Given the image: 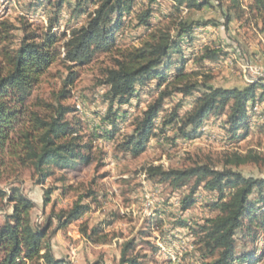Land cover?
<instances>
[{"label":"rangeland","instance_id":"rangeland-1","mask_svg":"<svg viewBox=\"0 0 264 264\" xmlns=\"http://www.w3.org/2000/svg\"><path fill=\"white\" fill-rule=\"evenodd\" d=\"M210 2L200 10H190L186 6L178 9L173 0H134L132 12L123 15L115 47L119 50L141 46L157 28L170 29L176 35L182 21H213L196 27L190 38L185 37L183 53H172L169 58L175 63L167 72L169 79L184 62L183 68L193 73L191 82L200 85L199 91L190 96L174 93L165 99L155 120L156 136L135 157L117 146L133 132L138 118L159 98L165 86H160L158 78L137 84L130 103L120 106L116 102L110 112L105 74L114 67L119 52L99 53L89 64L64 59L65 34L69 36L74 28L86 25L99 0H0V24L4 23L0 27V76L7 73L10 58L24 41H43L49 32L58 36L54 45L59 52L57 58L40 75L10 130L9 141L0 151V188L7 194L18 188L34 202L32 221L40 228H48L46 241L52 250L55 246L60 258L73 264H120L122 244L135 238L134 254L139 255L142 264H200L205 259L196 232L199 224L220 214L215 207L222 202L220 194L208 191L203 183L193 197L194 204L183 211L182 202L195 179L188 185L174 187L151 178L149 166L183 169L199 165L213 170L232 169L246 177H264V105L252 119L249 133L239 140L231 139L225 130L227 117L217 112L205 121L197 138H185L180 130L206 85L244 87L255 79L252 71L242 65L255 62L264 66L258 57L264 55V11L251 10L253 0H242L245 10L242 18L233 15L227 22L229 3ZM147 9L151 10L148 28L139 25V15ZM207 49L216 52L219 58L202 60ZM64 88L70 95L63 103L76 109L67 118L76 123L82 143L90 145L85 151L90 161L77 162L68 169L52 164L49 167L52 175L41 182V175L23 161L25 135L34 134L36 115L46 118L52 114ZM12 105H16L15 101ZM172 118L174 122L164 126V121ZM113 121L117 123L116 129L110 123ZM191 130L185 127V131ZM236 152L242 155L253 152L259 161L228 165L226 160ZM232 191L226 189L227 199ZM260 198L258 193L251 196L258 207L252 230L245 226L236 236L237 255L253 253L254 264H264V208ZM78 200L90 204L91 211L54 232L60 223L57 218L60 211L70 209ZM12 211L8 198L0 197V223ZM83 224L88 234L94 228H102L95 236L99 241L89 240L82 233ZM74 231L81 236L74 237L78 236ZM105 234L106 241L99 239Z\"/></svg>","mask_w":264,"mask_h":264},{"label":"trees","instance_id":"trees-1","mask_svg":"<svg viewBox=\"0 0 264 264\" xmlns=\"http://www.w3.org/2000/svg\"><path fill=\"white\" fill-rule=\"evenodd\" d=\"M173 2L178 9L186 6L190 10H200L211 4L210 0ZM218 2L229 3L227 22L232 20L233 15L242 18L245 13L242 0ZM61 4L60 2L59 6ZM133 5L134 0H99L97 8L90 14L88 23L71 30L69 36L65 34L67 40L64 44V59L71 63L89 64L99 53L113 50L119 52L120 55L114 60V67L109 68L105 74V84L109 86L110 112L113 111V104L116 102L120 106L130 103L136 95L137 84L158 78L160 86H165L159 98L138 118L133 132L117 146L121 151L136 157L145 151L150 139L156 136L155 120L163 109L165 99L174 93L190 96L197 89L199 91L200 85L191 82L193 73L185 71L184 62L178 68V73L169 79L167 72L175 64L169 58L172 53H183L185 37L190 38L196 27L209 25L213 21L191 23L182 21L177 27L176 35L170 29L157 28L148 35L141 46L127 50L115 49L123 15L131 13ZM250 8L263 12L264 0H253ZM150 19L151 10L147 9L139 15V25L150 27ZM2 26L4 23L0 24V27ZM57 41L58 36L50 32L43 41H24L10 58L7 73L0 76V151L9 141L10 130L40 75L57 58L59 52L54 49ZM205 53L202 56L204 61H215L219 58L213 50L207 49ZM254 79L244 87L206 85L204 90L200 89L201 95L196 99L193 110L183 119L184 127L180 130L184 137L197 138L203 124L214 112L227 117L225 130L231 139L239 140L245 137L251 129L252 119L257 115L252 113L251 105L257 101L262 102L264 98V81ZM69 95V90L64 88L58 94V102L53 107L52 114L46 118L36 115L34 134L30 132L25 135L23 161L32 165L41 175V182L52 175L53 172L49 170L52 164L68 169L77 162L90 161V157L85 156V151L90 145L82 143L76 123L67 118V115L76 111L62 101L69 98ZM13 101L16 104L14 106ZM17 105H20V108H17ZM174 120L175 118L165 120L163 124L167 126ZM110 123L116 129V121ZM185 127H191L192 130L187 132ZM255 161H259V156L253 152L245 155L236 152L226 160V163L243 165ZM148 172L151 178L158 179L161 183H170L174 187L188 185L195 179L190 193L182 202L183 211H187L194 204L193 197L203 183L208 191L220 194L222 202L215 206L220 214L206 220L204 224H199V230L196 232L199 236V250L205 259L200 264L255 263L253 253L237 255L236 236L240 229L246 226L247 230L251 231L255 224L258 207L251 200L252 195L258 193L264 208V177H246L232 169L213 170L209 166L199 165L183 169H165L162 165H151ZM227 188L233 189L228 199L225 196ZM51 193V190L48 191L47 201L50 200ZM0 197H7L13 205L12 213L7 214L4 222L0 223V264H73L68 259L54 256L50 243L46 241L48 228H40L32 221L31 210L35 204L30 198L18 188H14L10 194L0 188ZM91 209L90 204L78 200L70 209L61 210L57 216L60 223L54 232L80 219ZM100 232L102 228L97 227L88 234L87 227L82 225V233L89 240L99 241L95 236ZM99 239L106 241L107 234ZM136 248L135 238L125 240L121 248L120 264H142L139 255L134 254Z\"/></svg>","mask_w":264,"mask_h":264},{"label":"built area","instance_id":"built-area-1","mask_svg":"<svg viewBox=\"0 0 264 264\" xmlns=\"http://www.w3.org/2000/svg\"><path fill=\"white\" fill-rule=\"evenodd\" d=\"M249 66V70L252 71L253 78L264 79V66L255 62H245Z\"/></svg>","mask_w":264,"mask_h":264},{"label":"bare ground","instance_id":"bare-ground-1","mask_svg":"<svg viewBox=\"0 0 264 264\" xmlns=\"http://www.w3.org/2000/svg\"><path fill=\"white\" fill-rule=\"evenodd\" d=\"M242 67L245 69V70H249V66H247L246 64H243ZM250 71V70H249ZM264 81V79H262ZM262 105H264V102H254L252 105H251V110H252V113L254 114H259L261 112V107Z\"/></svg>","mask_w":264,"mask_h":264},{"label":"crops","instance_id":"crops-1","mask_svg":"<svg viewBox=\"0 0 264 264\" xmlns=\"http://www.w3.org/2000/svg\"><path fill=\"white\" fill-rule=\"evenodd\" d=\"M258 57H260L261 58V60L262 61H264V55H261L260 54V56H258ZM76 234H78V236H74V237H80L81 236V234H79V231H74V235H76ZM59 237L60 236H58V239H59ZM59 245V244H58ZM53 254H54V256L56 257V258H60L61 256L60 255H58L57 254V252H58V250L55 248V246H53Z\"/></svg>","mask_w":264,"mask_h":264}]
</instances>
